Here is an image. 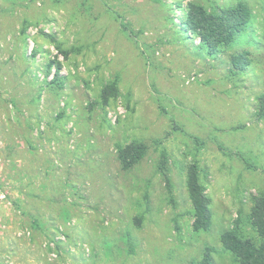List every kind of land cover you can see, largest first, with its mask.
I'll return each mask as SVG.
<instances>
[{"label": "rangeland", "instance_id": "1", "mask_svg": "<svg viewBox=\"0 0 264 264\" xmlns=\"http://www.w3.org/2000/svg\"><path fill=\"white\" fill-rule=\"evenodd\" d=\"M194 1H245L249 23L210 54L182 23ZM263 33L264 0H0V264H195L206 247L235 264L221 233L259 240Z\"/></svg>", "mask_w": 264, "mask_h": 264}, {"label": "trees", "instance_id": "2", "mask_svg": "<svg viewBox=\"0 0 264 264\" xmlns=\"http://www.w3.org/2000/svg\"><path fill=\"white\" fill-rule=\"evenodd\" d=\"M250 17L251 9L245 1H238L225 7L215 6L212 10L194 1L187 4L182 23L199 38L200 44L213 54L220 46L233 42L237 34L248 25ZM247 61V52L231 56L232 64L239 69L243 68ZM108 89L115 91L113 83ZM258 102V114L264 116V91L258 97ZM144 152L145 146L142 143L132 142L124 147H118V156L124 168L137 163ZM163 157H166L164 153ZM186 186L193 209V229L206 230L211 224V210L195 163L188 166ZM250 223L259 237L257 242L239 234L237 230L227 229L221 233L222 246L229 252L235 264H264V193L253 198ZM211 250L210 247H206L195 264H214Z\"/></svg>", "mask_w": 264, "mask_h": 264}]
</instances>
